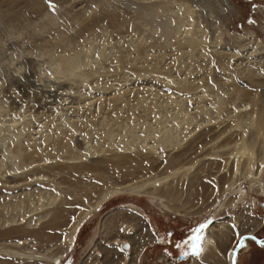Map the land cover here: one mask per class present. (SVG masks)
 I'll use <instances>...</instances> for the list:
<instances>
[{
    "label": "rangeland",
    "instance_id": "rangeland-1",
    "mask_svg": "<svg viewBox=\"0 0 264 264\" xmlns=\"http://www.w3.org/2000/svg\"><path fill=\"white\" fill-rule=\"evenodd\" d=\"M111 1L120 7H128L130 18L127 23L128 26L125 29L120 28L121 30H117L109 28L105 21H100L98 19L99 6L89 3L88 0H72L71 2L70 0H0V12L2 14H0V81L4 83L1 91L3 96L9 100L10 108L16 109H12L13 112H10L12 116H19L16 119L24 121L22 114L25 116L33 114L35 119L32 118L30 120L32 122L27 125L28 128L31 127V134L37 137L39 128H50L58 125L65 130H70L68 132L72 135L71 149L74 152H78V154L82 155L83 153L84 156L81 161L83 163H95L96 160L107 157L106 154H103V151L99 152V154L98 152L92 154L87 152H90L91 146L92 152L94 148L100 151L102 148L107 147L110 133L115 132L113 130L121 131L124 127H127V129L131 130V132L133 131L135 134L132 137L120 139L121 142L143 143L139 146L144 147L147 144L151 147V142L155 140V137L147 128L151 126L155 128L154 126L157 124L164 123L162 120L157 123L155 121L164 119L165 117L164 121L167 120L165 122L169 120V123H172L173 110H175V105L177 104H172L174 103L171 100L172 98L180 99L183 102L186 101V103H182L184 104L182 107L187 108V112H190L188 114H192L190 115L191 117L196 115L195 108L198 107L197 104L202 98L195 94L199 91L185 94L184 97V95L182 96L183 91L178 89L175 91L176 88L173 87H176L175 83L181 82L185 77H188L190 81H194V85L198 84V87L199 85H204L206 90L201 91L203 95L210 96L213 92H217L225 100L232 95L228 85L230 83H240L244 86L245 90H250L252 95L251 98L247 97L244 99L247 106H244L242 110L245 113H249L248 111H250L253 104L254 94L256 95V101L260 102L259 110H263L264 0ZM183 3L184 6L188 5L192 8V17L194 16L193 18L197 25L201 24L200 27L202 26L201 28L199 27L200 30H207L210 37L207 39V43L203 44L207 46L206 50L211 58L201 54L200 50L198 51L191 47L189 44L190 37L187 36L185 38L186 44H184L183 39L186 34H175L182 23L184 21L187 22L188 19L182 16L181 11L178 12L179 6H183ZM50 5L54 7H50ZM81 9H84V11ZM70 10L72 14L73 12L76 15L80 14V17L78 14L77 18L72 17V19H80L84 23L82 30L80 26L76 27V21L74 22L72 19L69 20L67 18ZM81 11L82 14L80 13ZM51 16L60 22H63L64 20L62 19H65L67 21L65 24L67 25L64 27L60 23L61 26L60 24L58 25L60 28L58 26L46 28L48 30L52 29L51 32L43 30V25L48 22L47 18ZM84 16L86 17L84 19H87L88 16L89 19L84 20ZM193 18L189 19L193 20ZM101 22H104V24ZM53 24L54 21L52 19L51 25ZM87 25L89 26V30H86ZM73 28L74 31L77 29L75 32L79 33L80 31V33H75ZM56 32L61 34L58 35ZM66 34L68 35L65 36ZM90 36L96 41L98 52L93 54L95 57L94 61L99 59L97 63H100H95L94 66L91 65V68L95 69L97 73L91 75L86 81L69 76L68 72L63 70L61 60L48 55V52H63L62 48L66 47L67 44L65 43H68L66 40H69L72 46H80L79 44L83 45L85 39ZM214 38H220L221 41L217 44L214 42ZM176 40H181V44L180 42L177 43ZM136 42H141L142 50L147 51L143 54L144 56H141L134 49L130 48ZM190 48L195 54V57L193 55L194 59L188 54L191 50ZM99 53H101L102 57ZM112 54L121 56L125 64L116 65ZM99 66L103 68L99 69ZM126 66L127 68H125ZM16 68L20 71H16ZM88 68L85 69L87 70ZM153 70H156V73ZM145 71H150L151 74ZM243 74L248 75L244 76ZM174 79H176V82ZM198 96L200 99L197 98ZM205 104L209 105V103ZM162 106H165V109ZM229 107L232 109L233 106L230 105ZM229 110L225 109L226 112L224 111L225 114L223 113L220 117L221 120L219 118V123L212 125L217 128H214L216 129L215 133L209 134L210 139L216 137L219 134V130H225L229 126L231 128L229 127L227 131L230 129V136L237 137L239 130L234 125V118H232L233 109L230 110L231 112ZM112 117L113 119L115 117V120L118 119V122H108L109 127L108 125L105 126L106 123H102V120L104 122L105 119L110 120ZM202 117H205V115L202 114L201 118L197 116L195 119L199 121L202 120ZM222 120L226 122L223 124ZM196 121L194 120V122ZM194 122H192L189 129L194 128ZM100 123L103 125H99ZM232 126L235 128L233 127L232 129ZM107 128L112 130H107ZM205 129L204 126L203 130ZM197 130L199 131L200 129H195L193 135L198 133L196 132ZM199 132L201 133L202 131ZM106 134H109V137H106ZM113 134L118 136L120 132ZM192 136L186 138L185 143H189L188 141ZM227 138L230 139L229 136L221 138L222 141L224 140L223 142L220 139V142L207 139L209 142L204 141L205 143L202 144L204 146L200 144V147L196 148L198 150L195 149L194 152L188 154L184 159V164L192 163L193 167L196 166L193 170H197L198 166H205L208 168V172L210 171L212 174H215V177L209 176L210 179H204L210 186L209 190L213 192L209 199L210 205L207 210L196 215L174 213L162 206L161 201L154 196L137 194L135 192H119L110 196L111 198L109 197L98 206L93 216L88 217L81 223L68 252L58 260L57 264H86L85 260H87L100 236L99 224L102 218L107 213L118 209L138 212L146 224L148 222L150 226L149 230L143 225H140L141 227L136 230L128 229L127 234H138L137 238L133 239L134 242L125 241L120 237L118 238L119 240H115L112 243L118 252L125 254L120 264H163L160 263L158 257L161 253L159 246L155 245L154 249L150 246L144 250L146 243L150 241V235H157V232L164 234L168 228L181 232L185 227L190 228L196 223L200 224L204 219H208L210 224L208 228H212L222 220L235 218L236 221L231 222L230 226L235 238L238 239L242 236L240 227L244 220L241 222V218L239 217L243 210L244 215L258 217L263 220L261 226L254 232V236L264 240V192H255L248 180L237 181L234 187L239 185L243 189L245 196L242 201L238 202L236 200L233 204L229 205V202L235 196L234 193L223 190L224 182H222L221 178L224 177V174L226 175V170L222 171L221 168L224 165H214L208 162L214 159V157L210 156L213 148L220 151L221 149L225 150V148L217 147V145L224 144L228 140ZM259 146L257 150L261 153V157L262 155L264 157V144L262 143ZM109 148L113 149V151L120 150L117 145H112ZM183 148H186L185 144L179 150ZM154 153L158 155V158L160 156L161 158L163 157L162 159L159 158V161L162 163L159 164L160 166L157 165L155 168H149L150 164H145V171L138 170L134 178L129 180L130 184L118 177L115 178V174L113 175L110 172L109 183L112 181L111 184L114 185H137L147 190H154L155 185L151 181L153 179L157 180L158 177L168 176L166 184H174L177 190H182L183 186L178 180L179 177L177 179L174 177L177 169L169 168L168 155L165 156L166 154L164 153L160 155V151ZM204 154L207 155L205 156ZM2 157L0 153V159ZM197 157L200 159L197 160ZM199 161L202 163L200 164ZM260 163H257V166ZM88 175L86 177L88 179H83L85 182L79 183L80 187L87 184L86 188L89 187V189L93 185L100 186L99 188H101L102 182L100 179L96 175L93 177L92 174L91 176L90 174ZM11 176V172L5 173L4 180H7ZM73 179V177L70 178L72 181ZM174 180L178 182H174ZM90 193L89 191L83 192L82 197H77V200H73L76 203L73 207L77 212L79 211L78 215L80 216L85 206L87 208L89 202L96 195ZM96 193H98V190ZM84 196H87L86 198L89 199V202ZM198 199L196 198L191 205L193 206V210L191 209L193 212L199 210L198 208L200 207L202 208ZM78 204L81 205L78 206ZM245 209H251V211L245 212ZM233 225L236 226L235 230L233 229ZM205 242H207L206 238L203 241V245ZM248 242L247 248L239 250L237 264H264V246L258 245L255 240H249ZM137 253L139 254L137 255ZM132 258H134L135 262H132ZM192 258H189L185 264L192 262Z\"/></svg>",
    "mask_w": 264,
    "mask_h": 264
},
{
    "label": "bare ground",
    "instance_id": "bare-ground-1",
    "mask_svg": "<svg viewBox=\"0 0 264 264\" xmlns=\"http://www.w3.org/2000/svg\"><path fill=\"white\" fill-rule=\"evenodd\" d=\"M71 1L72 0H70V2ZM88 1L89 3L97 4L99 6L100 10L98 12V19L100 21H105L109 28L121 30L120 28L125 29L128 26L127 23L129 22L128 19L130 17L127 6L120 7L111 0ZM70 2L68 3L70 4ZM182 5L183 6H179L180 8L178 7V12L181 11L182 16H185V18L187 17L188 19L186 18L187 22H185L184 19L181 18L184 22L180 28L176 30L175 34H186L184 35L185 37L183 41L186 40L185 38L187 36L190 37V46L198 51L200 50L201 54L209 57L210 54H208L206 50L207 46H204L203 44L207 43L206 41L210 37L207 30H200L202 26L200 27L201 24L197 25L195 19L193 18L194 16L192 17V8L188 5L184 6V3ZM81 10L84 11V9ZM80 13L82 14V11ZM71 14L70 10L67 15L69 20H71L72 17L77 18L79 13L76 15L73 12L72 16ZM88 17L87 19H89ZM51 18L54 21L53 25H51ZM84 18L86 17L84 16L83 19ZM189 18H193V20H190ZM47 19L48 22L43 25V30L46 31L48 30L46 28L58 26L60 23L64 25V27L67 25L65 24L67 21L62 18L61 19L64 20L63 22H60L52 16ZM72 20L74 22L76 21V27L80 26L81 30L84 28V23L81 22L80 19ZM101 23L104 24V22ZM51 30L48 31L51 32ZM86 30H89L88 25L86 26ZM75 31H77V29ZM67 35L68 34L65 36ZM81 35L83 34L81 33ZM90 39H92L91 36L85 39L84 44L82 43L83 45L79 44L80 46H72L71 42L66 40L68 43H65L67 44L66 47L62 48L63 52H48V55L56 58L57 60H61L63 70L67 71L69 76L86 81L91 75L97 73L95 69L91 68V65L94 66L95 63H100H97L99 59L94 61L95 57L93 54L98 53L96 48L97 46L96 41ZM70 40L72 41V39ZM176 41L177 43L180 42V44L182 42L181 40ZM220 41V38H214V42L217 44ZM184 44H186L185 41ZM141 46V42H136L130 48L134 49L142 56L147 51L142 50ZM188 54L190 57H193V55L195 57L192 49ZM99 55L102 57L101 53H99ZM112 55L116 65L125 64L121 56L117 54ZM194 57L192 59H194ZM87 67L89 68L86 70L85 68ZM102 68V66H99V69ZM125 68H127V66ZM16 71H18L17 68ZM153 71L156 73V70ZM148 72L150 73V71ZM250 74L252 73L250 72ZM174 80L176 82V79ZM3 84L4 83L0 81V153L3 156L2 159H0V171H2V173H0V264H57L58 260L68 252L81 223L88 217L93 216L94 211L98 208V206L106 201L110 196L118 194L119 192H135L137 194L154 196L161 201L162 206L168 208L174 213L177 212L196 215L207 210L210 205L209 199L213 192L209 190L210 186L204 181V179H210L209 176L215 177V174H212L210 171L208 172V168L205 166H198L199 164L197 165V170L194 169V171L193 168L196 166L193 167L192 163L184 164V159L188 154L194 152L196 148H199L200 144L201 146H204L202 144L205 143L204 141H207V139H210V133H215L216 129L214 128L217 127H213L212 125H217V123H219L218 120L224 113L225 109H233L232 118H234V125L238 128L236 129L239 130V133L237 137H231V133H229L230 129L227 131L230 126L225 130H219V134H215L216 137H212L213 139L210 140H217V142H220L221 138L223 139L226 136H229L230 139L227 138L228 140L224 142V144L221 145L219 143L220 145H217V147L225 148V150L221 149L220 151L216 150V148L211 150L210 156L214 157V159L208 162L214 165H224L221 168L222 171L226 170V175L224 174V177L221 178L222 182H224L223 190H228L234 193L235 196L229 202V205L233 204L236 200L239 202L244 199L245 193L243 189H241L239 185L234 187V184H236L237 181L248 180L251 188H253L255 192H264V157L263 155L261 157V153L257 150L260 147L259 145L262 143L264 144V107H262L263 110H259L260 102L256 101V95L254 94L253 104L250 108L251 112L248 111L249 113H245L242 110L244 106H247L244 99L247 97L251 98L252 95L251 91L245 90L244 86L240 83H230V85H228L232 95L225 100L217 92H213L210 96L203 95L201 91L206 90L205 86L199 85L198 87V84L194 85V81H190L188 77H185L181 82L178 81V83H175L176 87H173L176 88L175 91H177V89L183 91L182 96L184 95V97L185 94L199 91L195 94L201 96L202 98L199 103L197 102L198 107L195 108V116L191 117L190 115L192 114H188L190 112H187V108L185 109L182 107V105H184L182 103H186V101L183 102L180 99L172 98L171 100L174 102L172 104L175 105V103H177L175 105V110H173L172 123H169V120L168 122H165L167 121H164L165 117L164 119H158L155 121V123H157L162 120L164 123L157 124L154 126L155 128H152V126L147 128L155 137V140H152L151 142V147L147 144H145L144 147H140L139 145L143 143L135 144L121 142L120 139L132 137L135 134L133 131L131 132V130L127 129V127L122 128L121 131L113 130L115 131H112L113 133L120 132V134L116 136L115 134L109 132L110 138L107 142V147L102 148L100 151L97 149L96 151L94 148L92 152L91 146L89 150L90 152H87L90 154L98 152L99 154V152L103 151V154H106L107 157H102L96 160L95 163L81 162L82 157L84 156L83 153L81 152V155L71 149L72 135L68 132L70 130H65L61 128L60 125L53 127L49 126L50 128L42 127L39 128V131L36 129L38 131L37 137L34 136V134H31V127L28 128L27 125L32 122H30V120L34 118L33 114L29 116L22 114L24 121L16 119L19 116H12L10 112L15 108H10L9 100L3 96L1 91ZM199 96L197 98H199ZM205 103H209V105H206ZM261 104L263 105V103ZM230 105L233 106L232 109L229 107ZM230 110L229 112H231ZM170 113L169 115H171ZM202 114L205 115V117H202V120L198 121L195 119L197 116L201 118ZM112 119H105L104 122L102 120V123H106V126L108 125V122H118V119L115 120V117L113 120ZM194 120L197 121L194 122ZM192 122H194L193 124L195 126L193 129H189ZM222 122L224 124L226 121L224 122L222 120ZM31 125L33 126V124ZM99 125L103 124L100 123ZM204 126L206 128L205 130H203ZM233 127L234 126H232V129ZM108 129L109 128H107V130ZM195 129H200L199 131L202 132L200 133L197 130L196 132L200 134L198 135L197 133L193 135V131ZM102 131L104 130L102 129ZM108 135L106 137H109ZM232 135L236 136L234 134ZM189 136H192L188 141L189 143H185L186 138ZM207 142H209V140ZM184 144L186 145V148L179 150V148L184 146ZM112 145H117L120 150L113 151V149L109 148ZM157 151H160V155L163 153L166 154L165 156L168 155L167 159L169 160V168L177 169L174 177L176 179L179 177L178 180L183 186L182 190H177L174 184H166L168 176H164L162 178L158 177L157 180L153 179L151 183L155 185L154 190H147L146 188H142L137 185H114L111 184L112 181L109 183L110 172L111 174L113 173V175L115 174V178L118 177L123 181L129 182V180L134 178V175L138 173V170L145 171V164H150V166H148L149 168H155L157 165L160 166L159 164L162 163L159 161V158L162 159L163 157L161 158L159 155L160 157L158 158V155L154 153H157ZM198 159L200 158L197 157V160ZM201 163L202 162H200V164ZM257 163L260 164L257 166ZM7 172H11L12 176L8 177L7 180H4V175ZM88 174H90V176L92 174V177L96 175L100 179L102 182L101 188H99L100 186L93 185L90 187L91 189H89V187L86 188L87 184L85 186H83V184V187H80L79 183L81 182L82 184V182H85L83 179L86 178ZM71 177L74 178L73 181L70 180ZM176 181L177 180H174V182ZM97 190L98 193H96ZM87 191L96 195L94 196V199L91 198L92 200L90 202L89 199L86 198L87 196H84L88 200L89 206L87 208L85 206V209H83L82 215L80 216L78 215L79 211L77 212L73 207L76 205L73 200L75 201L77 200V197H82V193ZM196 198H199L198 200H200L202 208L200 207L198 208L199 210L193 212L191 211V209L193 210V206L191 205L194 203ZM79 205L81 204H78V206ZM246 211H251V209H245V212ZM243 213L244 210L240 217L238 216L241 218V222L244 220L242 222V226L240 227L241 235L254 236V232L257 228H259V226H261L263 220L258 217H252L246 214L244 215ZM235 221V218L222 220L212 228H208L206 233L207 242H205L202 246L203 252L201 256L196 260L192 259V262L189 264H231L233 261V250L239 244V239L235 238L233 230L230 226V223ZM140 225L146 226L148 230L150 228L148 222L146 224L138 212H133L132 210L129 211L127 209H118L107 213L99 224L100 236L98 241L91 250L87 260H85V263L120 264V262L124 259L125 254L118 252L112 243L115 240H119L118 238L120 237L125 241L128 240L134 242L133 239L137 238L138 234L129 235L126 232L128 229L136 230L141 227ZM121 229H123V231H121ZM247 239L253 240L249 237H247ZM247 239L244 240V248L248 247V242H246ZM153 240L154 237L152 234V236L150 235V241H148L145 246L149 245ZM102 241L104 242L103 244ZM261 242H264V240L261 239ZM244 248H239V250ZM135 250L137 249L135 248ZM138 254L139 253H137V255ZM238 254L239 251L236 254V264L238 261ZM131 260L132 262H135L134 258Z\"/></svg>",
    "mask_w": 264,
    "mask_h": 264
},
{
    "label": "flooded vegetation",
    "instance_id": "flooded-vegetation-1",
    "mask_svg": "<svg viewBox=\"0 0 264 264\" xmlns=\"http://www.w3.org/2000/svg\"><path fill=\"white\" fill-rule=\"evenodd\" d=\"M202 223L208 224V227L210 225L208 219H204L200 224L196 223L194 226L190 228L185 227L181 232H176L175 229H172V228L166 229L164 234L157 232V235L153 234L155 238L153 242L147 245L144 248V250L150 246L153 249L155 248L154 247L155 245L159 246L161 253L158 257H159L160 263H163V264H185L191 257H193L192 259H197L198 255H192L187 245H183L182 247H177V244L178 243L182 244L184 240L189 239V237L194 234V230L198 228ZM206 231L207 229H205L203 233L205 238H207ZM248 241L249 239H247V242ZM202 245H203V242H202ZM184 252H188L189 255L185 256Z\"/></svg>",
    "mask_w": 264,
    "mask_h": 264
},
{
    "label": "snow or ice",
    "instance_id": "snow-or-ice-1",
    "mask_svg": "<svg viewBox=\"0 0 264 264\" xmlns=\"http://www.w3.org/2000/svg\"><path fill=\"white\" fill-rule=\"evenodd\" d=\"M50 7H54L53 5H50ZM235 225H233V229L235 230ZM208 228V224L206 223H202L198 228H196L194 230V234L191 235L189 237V239L184 240L181 243L177 244V247H182L183 245H187L188 248L191 251L192 255H200L203 252V248H202V242L204 241L205 237L203 235L204 230ZM121 231H123V229H121ZM247 238V237H246ZM251 239L255 240L256 238L253 236L251 237ZM262 244V246H264V242H259ZM237 247L239 248H244L245 244H244V240H241L240 243L237 245ZM184 255L187 256L189 255L188 252H184Z\"/></svg>",
    "mask_w": 264,
    "mask_h": 264
},
{
    "label": "water",
    "instance_id": "water-1",
    "mask_svg": "<svg viewBox=\"0 0 264 264\" xmlns=\"http://www.w3.org/2000/svg\"><path fill=\"white\" fill-rule=\"evenodd\" d=\"M246 237L251 238V237H253V236H249V235H247V236H246V235L241 236L238 242L240 243L241 240H246V239H247ZM254 237H255V236H254ZM255 238H256V237H255ZM255 242H256L258 245L262 246V244L259 243V242H261V239L256 238V239H255ZM238 251H239V247L236 246V247L234 248V250H233V261H232L231 264H236V261H235V260H236V254H237Z\"/></svg>",
    "mask_w": 264,
    "mask_h": 264
}]
</instances>
